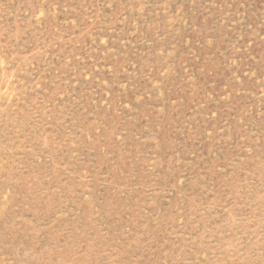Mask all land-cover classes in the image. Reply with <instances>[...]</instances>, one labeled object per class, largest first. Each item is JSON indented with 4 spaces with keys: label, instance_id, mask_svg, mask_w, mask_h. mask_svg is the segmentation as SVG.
Listing matches in <instances>:
<instances>
[{
    "label": "rangeland",
    "instance_id": "374dc122",
    "mask_svg": "<svg viewBox=\"0 0 264 264\" xmlns=\"http://www.w3.org/2000/svg\"><path fill=\"white\" fill-rule=\"evenodd\" d=\"M0 264H264V0H0Z\"/></svg>",
    "mask_w": 264,
    "mask_h": 264
}]
</instances>
